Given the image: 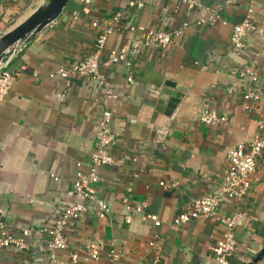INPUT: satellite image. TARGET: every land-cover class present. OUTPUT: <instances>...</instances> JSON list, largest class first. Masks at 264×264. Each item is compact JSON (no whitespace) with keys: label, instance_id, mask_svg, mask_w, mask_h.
<instances>
[{"label":"crops","instance_id":"0c3cea01","mask_svg":"<svg viewBox=\"0 0 264 264\" xmlns=\"http://www.w3.org/2000/svg\"><path fill=\"white\" fill-rule=\"evenodd\" d=\"M40 1L0 0V35ZM128 1L90 0L84 5L68 0L59 16L7 62V69L21 75L0 102V221L13 236L22 228L31 233L24 238L26 249L1 248L0 264H47V237L38 228L50 227L69 201L81 202L85 210L63 230L67 248L57 251L58 264H213L209 245L223 225L203 217L177 226L171 220L190 198L214 188L227 148L252 137L256 121L264 119V0H251L256 29L240 50L230 46L229 36L241 19L243 3L221 12L223 24H190L166 47L140 52L131 83L125 81L121 63L101 67L117 95L112 102L104 99L93 78H73L67 86L62 79L48 78L57 66L89 53L114 13L123 18L107 37L101 59L110 48L138 37L137 27L172 30L195 19L194 3L222 0H133L141 8L128 7ZM244 71H256L260 78L254 87L259 100L249 111L241 99L248 87L247 76L239 77ZM164 81H171L170 89L180 94L169 115L156 109ZM108 106L113 142L107 152L113 161L101 167L100 179L89 188L108 207L99 218L95 203L76 197L72 183L77 169L89 165L100 113ZM204 108L226 121L203 124L198 113ZM162 180L176 186L162 187ZM139 203L157 216L159 225L138 214L124 222ZM233 211L248 218L234 230L236 247L229 262L247 264L264 246V152L246 195L219 209L223 215ZM153 239L156 246H148ZM110 250L119 258L110 260ZM253 264H264V254Z\"/></svg>","mask_w":264,"mask_h":264},{"label":"built area","instance_id":"2783aa9c","mask_svg":"<svg viewBox=\"0 0 264 264\" xmlns=\"http://www.w3.org/2000/svg\"><path fill=\"white\" fill-rule=\"evenodd\" d=\"M87 5L90 0H79ZM193 2V1H192ZM244 4L243 14L238 23L231 28L229 44L235 50L242 49L245 38L255 32V25L252 21L251 0H222L211 5H199L194 3L198 9L197 16L190 22H182L181 25L172 30L162 29H144L137 27L138 37L132 39L129 43L112 47L109 49L104 59L100 58V53L107 37L113 33L123 18L121 12L114 13L109 21L101 28L94 38L91 50L83 57L69 63L57 66L53 71L47 73L48 78L62 79L67 86L71 79L77 77H90L97 81L102 89L104 99L112 102L117 98L111 83L107 80L99 69L112 68L121 63L125 70V81L132 82V65L140 52L148 48H164L171 44L173 38L178 36L182 30L190 24L194 25H215L223 24L225 20L221 17V12L226 8L238 4ZM128 7L141 8L140 1L130 0L126 3ZM92 25H95L93 22ZM130 29H133L130 27ZM8 62V61H7ZM7 62L0 65V102L7 94L11 85L20 77L21 73L17 69H7ZM247 76V88L241 94L242 106L246 110L252 108L251 104L259 100V94L254 88L260 78L256 71H244L239 77ZM112 117V108L109 106L103 108L98 120L97 130L94 135L93 151L90 153L89 165L85 169H77L73 178V192L76 197L91 200L95 203V215L103 218L108 212V207L104 201L93 195L89 188L100 179V169L104 165L111 164L112 156L107 152L113 142V133L110 127ZM199 120L205 125H215L226 121V117L218 114L213 109H201L198 113ZM264 152V119L256 121V132L246 141H238L227 148L224 161L225 167L213 189L190 198L173 216L171 222L177 226L197 218H208L218 221L223 225L218 238L209 245L213 264H230L229 257L236 247L234 230L241 226L248 215L244 212L233 211L230 214L223 215L219 209L225 207L231 200L246 195L251 183L254 180V171L257 158ZM162 187L174 188L175 181H159ZM122 202L127 204V198L123 197ZM127 207V205H126ZM144 203H139L129 209L123 217L125 223H129L133 214L140 215L141 219L150 220L153 225H159L156 215L144 212ZM85 210V206L78 201L65 202L58 216L50 227L41 226L38 231L46 235V261L47 264H58L57 251L67 248V241L63 230L70 222H77L80 214ZM31 233L30 228H22L19 235L13 236L9 233L3 223L0 221V249L4 247H13L18 250L27 248L24 240ZM150 247H155L153 240L147 242ZM110 260L119 258L115 250L109 252ZM76 254H70V259L74 260ZM156 258V257H155ZM156 261V259H155Z\"/></svg>","mask_w":264,"mask_h":264},{"label":"water","instance_id":"95a60500","mask_svg":"<svg viewBox=\"0 0 264 264\" xmlns=\"http://www.w3.org/2000/svg\"><path fill=\"white\" fill-rule=\"evenodd\" d=\"M68 0H41L23 19L12 25L0 35V65L16 55L42 28L56 19ZM160 89V105L157 110L169 115L175 107L180 94L171 90L174 84L164 81ZM264 254V246L247 264H253Z\"/></svg>","mask_w":264,"mask_h":264}]
</instances>
